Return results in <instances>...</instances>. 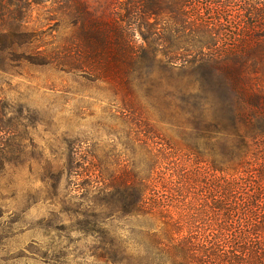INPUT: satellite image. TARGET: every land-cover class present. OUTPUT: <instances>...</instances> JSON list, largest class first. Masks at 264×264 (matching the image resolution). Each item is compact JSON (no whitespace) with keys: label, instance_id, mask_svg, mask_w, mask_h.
Here are the masks:
<instances>
[{"label":"rangeland","instance_id":"rangeland-1","mask_svg":"<svg viewBox=\"0 0 264 264\" xmlns=\"http://www.w3.org/2000/svg\"><path fill=\"white\" fill-rule=\"evenodd\" d=\"M220 1L188 0L210 26L211 45L203 27L177 39L161 16L155 61L133 64L121 52L114 0H0V264H163L157 215L121 213L122 180L155 178L158 151H179L190 177L200 169L212 179V164L234 168L247 150L264 189V112L247 108V132H205L221 119L207 77L232 68L206 61L247 55L250 37L264 35L248 29L258 27L255 15L239 22L236 7L218 20ZM82 2L99 34L91 52L79 48ZM134 39L143 45L139 33ZM247 80L249 98L258 77ZM235 227L249 232L247 221ZM258 233L264 244V227Z\"/></svg>","mask_w":264,"mask_h":264},{"label":"trees","instance_id":"trees-1","mask_svg":"<svg viewBox=\"0 0 264 264\" xmlns=\"http://www.w3.org/2000/svg\"><path fill=\"white\" fill-rule=\"evenodd\" d=\"M114 4L121 7V23L115 22V27L121 36V52L129 57V63L135 64L142 57L155 61L150 50L158 36L155 22L161 16L160 24L166 21L169 23L167 26H175L177 39L183 38L188 31L193 34L200 27L210 39L209 45L214 38L210 26L201 22L197 15H191V10L195 9L190 8L188 0H114ZM255 5H260V8L254 13ZM233 7L237 8L235 18L239 22L245 16L247 19V15H255L258 27L248 28L253 33L255 29H264V0L258 4L257 0L220 1L214 6L218 11L216 18L230 17ZM79 13L83 18L79 48L91 52L99 34L86 26L87 15H90L88 4L82 2ZM136 33L146 47L136 45ZM246 35L244 44L250 42ZM259 37H250L253 42L251 48L244 51L247 55L206 61L208 65L226 62L233 69L228 68L223 75L210 74L207 77L221 98L218 110L221 119L217 123H209L205 132L222 136L240 132L242 128L247 132V108L264 112V35ZM163 39L170 40L168 35ZM167 63L175 66L171 59ZM251 76L258 77V80L254 86L255 93L246 98V85L249 87L254 81L247 80ZM169 150L157 152L153 164L158 171L155 178L143 179L137 175L134 181H129L125 177L121 184L123 215H157L160 219L158 230L152 236L156 246L165 248L159 252L164 259L163 264H264V244L253 239L258 237L260 226L264 227V214L260 216L258 213L259 202L264 203V189L254 182L253 175L256 172L260 174V171L252 170V156L248 151L238 155L234 168L212 164V171L218 176L209 179L200 169H195L190 177L183 166L185 155ZM231 160L230 157L227 163ZM196 162V165L200 164L199 160ZM242 221H247L248 233L237 231L235 225Z\"/></svg>","mask_w":264,"mask_h":264}]
</instances>
